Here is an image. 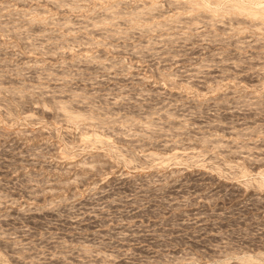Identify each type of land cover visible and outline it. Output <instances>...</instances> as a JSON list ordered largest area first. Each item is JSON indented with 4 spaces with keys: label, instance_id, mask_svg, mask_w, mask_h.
<instances>
[{
    "label": "rangeland",
    "instance_id": "1",
    "mask_svg": "<svg viewBox=\"0 0 264 264\" xmlns=\"http://www.w3.org/2000/svg\"><path fill=\"white\" fill-rule=\"evenodd\" d=\"M237 3L264 6L0 0V264H264V18Z\"/></svg>",
    "mask_w": 264,
    "mask_h": 264
},
{
    "label": "bare ground",
    "instance_id": "2",
    "mask_svg": "<svg viewBox=\"0 0 264 264\" xmlns=\"http://www.w3.org/2000/svg\"><path fill=\"white\" fill-rule=\"evenodd\" d=\"M258 2V1H257ZM200 3V2H199ZM204 3H202V5H203ZM238 4V3H237ZM234 4V8H233V6L231 7H229V9L231 8V9H235L237 12H238V14H242V15H246V16H249V17H252L253 19L254 18H264V6H263V8L262 7H258L257 9H250V8H255V7H250V8H246V7H244V6H239L240 4ZM236 5V6H235ZM196 7L197 6H201V4H197V5H195ZM248 7V6H247ZM205 8V7H204ZM206 9H207V7H206ZM228 10V9H227ZM230 12H232L231 10H230ZM62 106V105H61ZM66 107V106H65ZM63 108V107H62ZM61 108V109H62ZM64 109V108H63ZM67 109V108H66ZM65 109V110H66ZM28 116V115H27ZM76 116L74 115H72L71 116V118H75ZM81 117V116H80ZM87 117V116H86ZM27 118V117H26ZM83 118H85V117H83Z\"/></svg>",
    "mask_w": 264,
    "mask_h": 264
}]
</instances>
